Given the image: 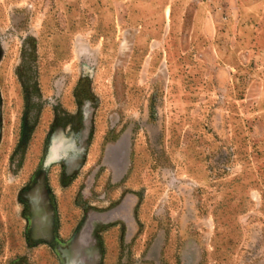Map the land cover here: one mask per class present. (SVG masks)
I'll list each match as a JSON object with an SVG mask.
<instances>
[{"label": "rangeland", "instance_id": "1", "mask_svg": "<svg viewBox=\"0 0 264 264\" xmlns=\"http://www.w3.org/2000/svg\"><path fill=\"white\" fill-rule=\"evenodd\" d=\"M0 264H264V0H0Z\"/></svg>", "mask_w": 264, "mask_h": 264}]
</instances>
